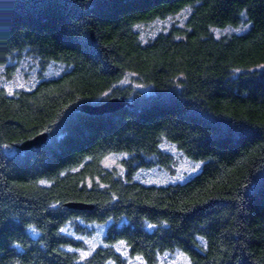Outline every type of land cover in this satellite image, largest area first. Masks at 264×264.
Instances as JSON below:
<instances>
[{
  "label": "trees",
  "instance_id": "16d2710c",
  "mask_svg": "<svg viewBox=\"0 0 264 264\" xmlns=\"http://www.w3.org/2000/svg\"><path fill=\"white\" fill-rule=\"evenodd\" d=\"M185 9L183 27L141 40L139 26ZM242 16L247 32L214 37ZM24 55L67 70L0 88V264H129L119 247L141 264H264V0H0V64ZM127 74L138 89L119 85ZM113 98L129 104L78 109ZM164 145L200 170L136 181L169 168ZM110 154L127 157L122 176ZM93 224L105 245L81 259L70 232Z\"/></svg>",
  "mask_w": 264,
  "mask_h": 264
},
{
  "label": "rangeland",
  "instance_id": "374dc122",
  "mask_svg": "<svg viewBox=\"0 0 264 264\" xmlns=\"http://www.w3.org/2000/svg\"><path fill=\"white\" fill-rule=\"evenodd\" d=\"M190 9H185L176 15L169 16L164 20H155L146 25L139 26L138 31L143 42L152 40L160 33L168 32L173 28L184 26ZM250 25L245 16H242L238 26H228L224 28H214L212 33L214 37L219 38L233 34H243L248 31ZM67 70L64 64L56 62H42L39 59L31 58L28 55L22 56L18 61H6L0 64V88L9 94L19 91L31 90L40 81L48 78L59 77ZM120 86H134L138 89L139 85L134 84L130 74H127L120 82ZM142 90V88H139ZM164 152L170 154L172 163L165 168L154 166L148 169H141L137 172L135 180L145 185L163 186L174 183H182L194 176L200 170V164L185 158L175 147L164 145ZM127 157L123 154H110L103 160V166L106 169H114L120 176L124 174L121 162ZM85 226V225H84ZM88 228L89 236L75 235L72 231L70 235L78 240L82 248H75L72 251L84 259L88 257L98 247H103L106 226L93 224L85 226ZM118 251L124 255L129 264H141L138 260H132L127 257V252L123 247ZM161 264H189L188 260L180 253L165 254L162 257Z\"/></svg>",
  "mask_w": 264,
  "mask_h": 264
},
{
  "label": "water",
  "instance_id": "95a60500",
  "mask_svg": "<svg viewBox=\"0 0 264 264\" xmlns=\"http://www.w3.org/2000/svg\"><path fill=\"white\" fill-rule=\"evenodd\" d=\"M128 104L129 103L124 98H113L98 105H82L78 109L85 114L102 115L107 113H115L125 106H128ZM46 140L47 134H39L34 138L23 142L18 146V149L21 151H28L33 148H39L46 142ZM68 207L72 209H89L88 207L76 204H69Z\"/></svg>",
  "mask_w": 264,
  "mask_h": 264
}]
</instances>
